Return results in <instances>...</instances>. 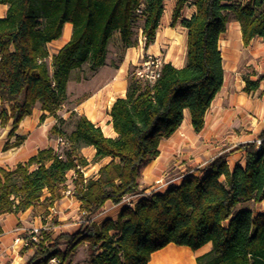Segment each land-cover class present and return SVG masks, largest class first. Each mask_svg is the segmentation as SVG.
Returning a JSON list of instances; mask_svg holds the SVG:
<instances>
[{"label": "trees", "instance_id": "1", "mask_svg": "<svg viewBox=\"0 0 264 264\" xmlns=\"http://www.w3.org/2000/svg\"><path fill=\"white\" fill-rule=\"evenodd\" d=\"M188 0H178L175 25ZM196 12L181 23L187 28V62L176 67L164 63L154 82L129 75L127 93L111 108L116 137L85 115L65 131L58 117L52 132L68 144L63 153L54 147L38 150L12 169L0 166V215L19 213L43 202L49 207L67 189L74 171L72 193L81 202L86 222L75 232L55 234L40 229L38 240L21 249L33 250L26 264H72L77 248L88 244L87 264H147L153 252L173 242L197 250L211 242L199 264H264V210L238 208L243 201H264V130L259 139L241 143L245 163L232 168L226 154L216 156L202 174L189 173L179 184L142 196L133 207L123 206L116 219L91 217L106 201L119 203L126 194L141 191L144 167L160 154L162 139L181 125L189 109L196 131L204 126L207 109L224 82L219 39L233 16L248 45L264 36V0H193ZM7 4L0 18V120L13 121L11 134L41 102L44 120L57 111L67 96L73 69L90 63L101 66L115 32L125 45H133L134 26L143 22L145 45L155 40L164 0H0ZM73 25L71 38L48 61V43ZM261 77L246 79V90L259 86ZM22 137H18L20 140ZM92 145L96 157L110 156L96 175L85 177L78 154ZM46 193V195H45ZM44 196V198H43ZM1 231V228H0Z\"/></svg>", "mask_w": 264, "mask_h": 264}, {"label": "crops", "instance_id": "2", "mask_svg": "<svg viewBox=\"0 0 264 264\" xmlns=\"http://www.w3.org/2000/svg\"><path fill=\"white\" fill-rule=\"evenodd\" d=\"M177 1L164 0L155 40L149 45H145L143 22L140 21L133 28L137 39L135 44H123L119 32H115L108 43L107 56L101 66L91 70L90 63L86 62L73 69L67 84L66 99L57 111V116L47 113L46 118L41 120L44 110L41 102H37L32 113L21 120L13 134L12 119L4 126L0 120V166L12 169L40 149L58 148L61 137L52 132L58 117L63 118L66 124L85 115L100 126L106 136L116 137L118 134L112 124L111 108L118 97L126 95L130 73L149 56H160L164 63L170 62L176 67H183L187 62V28L181 20L190 18L196 12V6L193 0H188L180 18L172 25ZM231 1L244 3L248 0ZM7 9V4H0V18L5 16ZM72 32L73 25L67 22L62 35L48 43L50 64L53 55L68 42ZM219 48L223 57L224 82L205 113L203 128L200 131L194 129L190 111L185 109L181 125L171 136L162 139L160 154L143 169L140 190L145 195L149 194L157 179L171 172L175 173L168 178V186L179 184L189 173H204L211 161L221 154H226V161L231 168L236 163L244 164V153L237 150L238 146L258 140L264 130V36H256L245 45L240 23L231 17L226 31L220 36ZM245 64L249 67H244ZM259 77L261 80L258 88L246 90V79L256 80ZM19 136L22 137L20 140ZM78 154L87 159L85 172L89 175L97 173L103 164L112 159L110 156L96 157V149L92 145L81 146ZM67 186V189H73L71 185ZM41 204L19 213L0 215V264H26L34 251L21 252L23 247L16 245L14 239L19 235L28 236L33 227L50 229L55 234L72 233L86 223L82 218L81 202L73 193H64L48 207L50 212L45 217V223ZM122 207L111 200L106 201L95 221L116 219ZM255 207L258 208L256 212L264 210V201L255 203L249 200L238 204V208L253 211ZM53 216L56 217L54 223ZM211 249V242L197 250L171 242L153 252L147 264H199L197 258L207 255ZM88 254V244H80L72 264H87ZM50 264L58 263L55 260Z\"/></svg>", "mask_w": 264, "mask_h": 264}, {"label": "built area", "instance_id": "3", "mask_svg": "<svg viewBox=\"0 0 264 264\" xmlns=\"http://www.w3.org/2000/svg\"><path fill=\"white\" fill-rule=\"evenodd\" d=\"M163 64H164V62L160 56H149L144 60L142 65L138 66L134 70V73L140 79H144V80H147L149 82H154L158 77H160ZM59 142H60V144L64 143L61 138H60ZM258 142H260V139H258ZM57 149L59 150L60 148L58 147ZM79 168L84 173L85 177H90V176L96 175L98 173L97 172V173L89 175L85 172V166H83V167L79 166ZM74 174H75V172H74ZM169 183H170V180L163 181L162 178L158 179L156 181V186L149 193H151L152 191L161 190L162 188L167 187ZM64 193L70 194V193H72V189L68 188L64 191ZM142 196H145V194L142 191L132 193V194H126L122 197V200L117 204H120L122 206L133 207L136 204V202ZM52 209H54V208L52 207ZM99 213L101 214V211L94 214L91 217V219L96 220ZM83 214H85V212H82V215ZM40 229H41L40 227H33L28 236L23 237V236L19 235L14 239V243L16 245H20L21 247L28 246L31 242L38 240V235H39ZM55 260L56 259H52V261H55Z\"/></svg>", "mask_w": 264, "mask_h": 264}, {"label": "rangeland", "instance_id": "4", "mask_svg": "<svg viewBox=\"0 0 264 264\" xmlns=\"http://www.w3.org/2000/svg\"><path fill=\"white\" fill-rule=\"evenodd\" d=\"M231 17H233V16H231ZM244 67H249V66H246V64H245V66ZM75 126V123H74V120H72V121H70V122H68V123H66V124H63L62 125V128L65 130V131H67V132H70L71 130H72V128ZM59 148H60V151L63 153V155L65 156V154H64V152L68 149V144L66 143V142H64V144H60V146H59ZM174 173L175 172H171L169 175H167V176H165V177H163L162 179H163V181H167V180H170V179H168L171 175L173 176L174 175ZM159 179H161V178H159ZM73 180H74V174H71V172H69L68 173V175H67V185L69 184V185H71L72 187H74V184H73ZM158 180V179H157ZM156 180V181H157ZM156 181H155V183H154V187L156 186ZM153 187V188H154ZM152 188V189H153ZM151 189V190H152ZM163 189V188H162ZM143 192V191H142ZM253 202L251 201V204H252ZM42 206V219H43V221H44V223L47 221L46 220V216L49 214V212H50V209L47 207V206H44L45 204L42 202V204H41ZM255 210V212H256V210H258V208L257 207H255L254 208ZM100 212V211H99ZM104 214V213H103ZM83 216V215H82ZM56 217H54L53 216V223H54V221L56 220L55 219ZM39 227V226H38Z\"/></svg>", "mask_w": 264, "mask_h": 264}]
</instances>
